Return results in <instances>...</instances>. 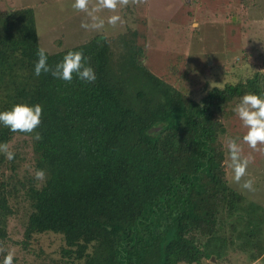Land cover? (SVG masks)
Segmentation results:
<instances>
[{
	"label": "trees",
	"instance_id": "obj_1",
	"mask_svg": "<svg viewBox=\"0 0 264 264\" xmlns=\"http://www.w3.org/2000/svg\"><path fill=\"white\" fill-rule=\"evenodd\" d=\"M53 25L46 27L48 37L57 34L48 64L82 51L94 83L36 76L41 46L32 9L0 10V111L21 103L43 109L40 141L0 124V143L25 137L13 144V160L0 153V264L12 247L30 255L29 264H206L227 251L259 259L264 214L229 186L222 139L243 138L233 133L242 126L225 122L245 94L264 96V64H248L236 37L202 51L216 63L205 65L207 77L190 92L178 66L154 74L134 30L80 38L73 24L75 35ZM170 72L177 86L165 79ZM41 169L44 181L34 176ZM14 217L17 241L6 230ZM42 237L60 244L45 252Z\"/></svg>",
	"mask_w": 264,
	"mask_h": 264
},
{
	"label": "rangeland",
	"instance_id": "obj_2",
	"mask_svg": "<svg viewBox=\"0 0 264 264\" xmlns=\"http://www.w3.org/2000/svg\"><path fill=\"white\" fill-rule=\"evenodd\" d=\"M73 3L74 0H0V10H15L21 7L31 8L35 23L39 26L40 46L47 51H49V47H51L53 39L57 35L55 34L53 37L46 35V27L51 28L54 26L53 24L65 27L68 35H75L76 31L80 38L96 34L123 36L126 30H134L136 32L134 38L136 44L145 47L146 54L153 56L152 59L150 58L151 60L145 61L154 74L163 77L162 68H165L168 63H171L172 67L178 66L182 71L181 73L186 74L184 78L182 76L180 86L188 88L187 90L190 92L194 91L198 79L203 74L204 77H207L205 65L211 66L216 63L211 57L205 56L203 52L207 53L231 46L235 43L236 37H239L240 45L250 55L248 64L257 66L264 64V0H144L142 4H130V8L134 7L131 8L130 12L125 11L124 8L119 10L121 17L127 21L126 24L113 27L106 23L101 31H90L82 28L81 24L86 19L85 14L73 8L71 9ZM101 15L107 19L112 13L105 10ZM72 24L73 30L77 29L73 32L70 28ZM233 24H237V26L233 27ZM191 31L190 36L192 38L189 39L188 51L184 52L178 61L175 60V55L180 53L181 48L184 49L181 45L186 43L185 35L188 36ZM168 36L173 40H168ZM59 37L62 38L63 36ZM165 47H169L173 54L169 52L167 57H163L160 52ZM165 79L168 83L178 85L171 72ZM233 123L242 126L238 129L236 127L233 133L238 132L241 136H244L247 129L243 127L236 112H231L225 125L231 126ZM229 138L230 133L222 139L224 171L226 178L230 180L228 184L237 193H241L247 201L260 206L263 215L264 152L253 151L247 144L242 142V139L236 140L242 147V155L253 157L247 169L248 175L244 179H252L255 190H244L240 184L233 181L232 170L228 167L227 140ZM22 139H25V137L14 138L8 144L10 150H12L13 144L20 145ZM258 147L264 148V145ZM18 219L17 217L12 218L8 220L6 225L7 236L12 241L21 238L22 228ZM258 227H260V223ZM261 229L262 233L258 235L261 243H263L264 225ZM48 239L47 237L39 239L41 248L45 252L55 250L60 244V241L55 237L52 238L53 243L48 245ZM10 251L14 253L15 262L13 264H29L32 259L30 255L24 256L18 247H12ZM206 264H264V253L259 259L251 261L248 253L241 254L235 251H227L221 259L214 260L212 258Z\"/></svg>",
	"mask_w": 264,
	"mask_h": 264
},
{
	"label": "clouds",
	"instance_id": "obj_3",
	"mask_svg": "<svg viewBox=\"0 0 264 264\" xmlns=\"http://www.w3.org/2000/svg\"><path fill=\"white\" fill-rule=\"evenodd\" d=\"M144 0H74L72 8L85 14V21L81 27L90 31H101L105 24L113 27L127 23L119 10L126 8L130 4H142ZM105 10L112 13L107 19L101 15ZM37 62L34 65V74L40 76L42 73H51L54 78L71 83L75 75L81 81L94 83L97 79L95 70L89 63V58L85 57L82 51H69L63 56L62 60L54 67L48 64V53L44 48L38 49ZM42 106L39 104L29 106L28 104H16L11 110L0 111V124L8 128L12 133H23L32 136L35 141L42 139L36 129L41 124ZM235 112L247 129L242 138V142L247 144L253 151L264 152V148L258 146L264 145V96L256 94H245L235 108ZM228 149V167L232 170V179L240 184L241 188L247 191H254V181L245 180L248 175L247 169L252 162L251 155L243 156L242 147L235 139L227 140ZM0 153H4L6 159L11 161L15 153L10 150L7 143H0ZM35 179L44 181L46 172L44 170H35ZM243 181V183H241ZM5 248L0 247V253H5ZM14 253L7 251L4 255L3 264H13Z\"/></svg>",
	"mask_w": 264,
	"mask_h": 264
},
{
	"label": "water",
	"instance_id": "obj_4",
	"mask_svg": "<svg viewBox=\"0 0 264 264\" xmlns=\"http://www.w3.org/2000/svg\"><path fill=\"white\" fill-rule=\"evenodd\" d=\"M212 260V259H211Z\"/></svg>",
	"mask_w": 264,
	"mask_h": 264
}]
</instances>
